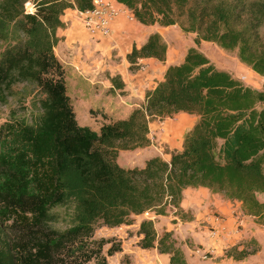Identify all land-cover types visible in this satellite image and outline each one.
I'll return each instance as SVG.
<instances>
[{"label":"trees","instance_id":"16d2710c","mask_svg":"<svg viewBox=\"0 0 264 264\" xmlns=\"http://www.w3.org/2000/svg\"><path fill=\"white\" fill-rule=\"evenodd\" d=\"M24 1L0 0V102L23 80L39 94L33 120L10 111L0 122V264H110L102 250L109 239L92 236L95 223H129L130 214L164 203L179 209L185 186L236 200L264 222L257 196L264 195V89L216 66L196 46L202 39L236 47L238 58L264 77V0H116L142 24L176 23L194 32V44L124 117L97 129L77 122L53 52L63 10L89 9L92 1L30 0L32 11ZM165 50L160 33L149 32L126 51L127 67L138 68L142 57L163 60ZM108 78L123 86L118 75ZM177 111L197 118L167 160L154 154L141 165L116 161L118 149L150 143V120ZM137 232L140 247L166 253L169 264H190L169 232L156 235L150 218L139 220ZM118 249L110 242L106 253Z\"/></svg>","mask_w":264,"mask_h":264},{"label":"rangeland","instance_id":"374dc122","mask_svg":"<svg viewBox=\"0 0 264 264\" xmlns=\"http://www.w3.org/2000/svg\"><path fill=\"white\" fill-rule=\"evenodd\" d=\"M155 25L166 43L171 60H177L187 46L194 44V32L184 31L176 23ZM259 33L260 40L264 43V24L259 27ZM111 34L112 30L103 38L110 37ZM85 35L87 37L86 50L91 57L100 59L99 55L101 54V59H103L104 53L102 50H98L97 47L99 40H102V38L97 39L95 35L87 32H85ZM2 46L3 42H0V49ZM196 46L216 66L225 68L245 84L264 89V77L238 58L236 47L226 49L213 41L202 39L199 40ZM53 52L64 67L65 88L78 123L88 124L91 128L97 129L101 122L112 120L124 114L122 108L114 109L116 105L125 106L127 100L140 99L139 94L143 86L128 83L125 88V83H123L121 88H116L111 86V82H108L109 84L102 87L101 90H94L97 95L101 93L100 98L94 99L92 95L87 103L83 100L84 98H78L79 93L75 89V82L69 74L68 68L60 60L63 55L61 49L57 47V43L53 46ZM106 58H116L114 60H118L112 52H109ZM127 69L134 72L137 68L129 69L127 67ZM159 70L160 67L156 65L155 72L159 73ZM155 79L156 77L152 76L150 84ZM146 87L144 86L145 89H147ZM83 88L82 83L80 90ZM38 96L37 88L33 83L24 80L15 83L10 94H7L4 101L0 102V122L8 117L10 111L12 115L25 121L33 120L35 113L38 111L36 103ZM137 101L141 102L142 100ZM177 118V114H172L162 119L150 120V130L148 132L152 136H149L150 143L135 148L118 149L116 161L121 165H132L134 163L139 165L150 154L159 151L167 152L168 149L174 147L175 134L170 135L172 133L170 126ZM208 191L193 194L187 188V192L184 194L186 207L180 204V208L176 209L171 204L164 203L163 208L155 206L139 214H130L129 223L108 226L97 221L92 236L109 239L103 245L102 250L110 264H166L164 257L157 255L158 251L155 247L143 248L138 245L140 236L137 232L138 222L142 218H150L156 235L159 236L165 231L169 232L174 245L182 250L186 261L190 264L264 263V222L256 216L238 210L237 215L230 217L229 222H226V231L211 235V229L216 227L214 223L203 221L202 214L197 215L199 211L211 207L215 202H219L222 196H219L216 192L213 193L211 190ZM209 195H211V203H208ZM257 196L261 200L264 199L263 194ZM214 212V214H218L216 211ZM218 217L222 218L220 215ZM50 224L55 226V218L50 221ZM110 242L118 243L119 249L107 254L106 248ZM237 255L239 256L236 257ZM88 264H91V262H88Z\"/></svg>","mask_w":264,"mask_h":264},{"label":"crops","instance_id":"0c3cea01","mask_svg":"<svg viewBox=\"0 0 264 264\" xmlns=\"http://www.w3.org/2000/svg\"><path fill=\"white\" fill-rule=\"evenodd\" d=\"M113 3L118 6L120 10L118 12V15L115 16L112 20V34L110 37L102 38V40L100 39V42H98L97 44L98 50H102V52L104 53L103 59H101V54L99 55L100 59H98L97 57L92 58L90 53L86 50L87 37L81 25L79 10L75 8H65L63 10V13L61 14V19L64 22V26L57 27L55 33L60 36V38L56 42L57 47L61 49L63 55V58L60 60L65 64L64 66L68 68V72L69 74H71V77L75 82V89L79 93L78 98H84L83 100L87 103L89 102V98L92 95L94 99L100 98L101 93L97 95V92H95L94 90H101L102 87L107 86L109 84L108 82H110L108 77L113 74H118L123 83H125V88L128 83L131 85L143 86L139 94L140 99H136L134 101L127 100L125 106H122L121 104L116 105L114 109L120 107L124 111L123 115L116 117L120 118L124 117L133 106H136L139 103L137 100H142L143 92L145 89L144 86H147L146 88H149L155 82L153 81V83L150 84V78H152V76H155V80L159 79L165 66L167 64L177 62L182 55L175 61L171 60L172 58H170L171 56H169L166 46L165 58L163 60H158L154 57H142L139 59L140 66L134 72L129 71L127 69L128 62L125 59L126 51L129 50L130 46L133 43L138 46L145 39L146 35L149 32L159 31L155 23L142 24L132 16L130 10L125 5L116 0H113ZM109 52H112L113 56H117L118 60L115 61L114 59L116 58H106V55L109 54ZM156 65L160 67L159 73L155 72ZM127 79L128 81H126ZM82 83L84 85V88L80 90V86ZM173 114H177L178 118L177 120L173 121V124H171L170 126L172 131L170 135L175 134L174 147L172 148H180L184 132L192 126L197 116L195 113H188L185 111H177ZM154 120L155 119H153V121ZM148 127L150 130L149 123ZM147 135L148 137H152L150 133H147ZM154 154H158L166 160L169 157L168 152L159 151L158 153ZM122 166L126 167L131 165ZM187 188L193 194H199L207 192L209 190L204 186L183 187L181 190L182 200L180 199L181 202L179 201V206L180 204L183 207L187 206L184 202V194L187 192ZM206 189L208 190L205 191ZM219 196L222 195L219 194ZM208 203H211V195H209L208 197ZM238 210L242 211L238 201L230 200L222 196L219 202H215L213 205H211V207H207L202 211H199L197 216H199V214H202L203 221H210L211 223H214L216 228L218 227V232H224L226 231L227 227H225L226 222H229V219H231L230 217L237 215L236 213ZM214 211H216L218 214H214ZM218 215L222 216V218H219ZM157 255L163 256L166 260L165 263L169 264L166 253L157 252Z\"/></svg>","mask_w":264,"mask_h":264},{"label":"built area","instance_id":"2783aa9c","mask_svg":"<svg viewBox=\"0 0 264 264\" xmlns=\"http://www.w3.org/2000/svg\"><path fill=\"white\" fill-rule=\"evenodd\" d=\"M92 7L79 11L80 21L84 31L103 38L112 30V20L118 15L120 8L113 3V0H91ZM25 10L32 11L33 3L26 0L23 3ZM211 235L217 234V228L211 229Z\"/></svg>","mask_w":264,"mask_h":264}]
</instances>
